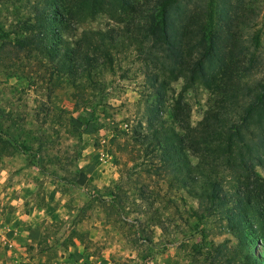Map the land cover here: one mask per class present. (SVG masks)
Instances as JSON below:
<instances>
[{"label":"rangeland","instance_id":"rangeland-1","mask_svg":"<svg viewBox=\"0 0 264 264\" xmlns=\"http://www.w3.org/2000/svg\"><path fill=\"white\" fill-rule=\"evenodd\" d=\"M42 1L0 0V221L25 224L31 239L14 253L0 236V264H245L239 232H228L217 209L169 182L157 157L137 143L144 105L156 95L129 39L97 47L89 80L55 72L38 52L16 48ZM229 1L236 13L248 12L241 41L250 78L259 79L264 0ZM126 21L100 14L70 24L56 33V48L83 32L122 31ZM181 86L179 79L167 89L165 117ZM210 98L201 84L183 93L192 127L212 111ZM255 173L264 178V169ZM257 241L252 248L264 261V238Z\"/></svg>","mask_w":264,"mask_h":264},{"label":"trees","instance_id":"trees-1","mask_svg":"<svg viewBox=\"0 0 264 264\" xmlns=\"http://www.w3.org/2000/svg\"><path fill=\"white\" fill-rule=\"evenodd\" d=\"M189 2L43 0L16 48L38 52L55 72L89 80L99 65L97 47L129 39L144 56L147 83L156 95L154 104L144 105L137 143L157 157L169 182L217 209L228 232H239L245 264H264L252 248L264 238V178L255 173L264 169V76L250 78L251 58L241 41L248 12L240 7L236 13L229 0ZM100 14L126 18V25L122 31L83 32L71 46L56 48V33ZM181 61L185 65L178 70ZM179 79L181 91L165 117L166 91ZM195 84L209 91L212 104L199 127L191 126L183 99Z\"/></svg>","mask_w":264,"mask_h":264},{"label":"crops","instance_id":"crops-1","mask_svg":"<svg viewBox=\"0 0 264 264\" xmlns=\"http://www.w3.org/2000/svg\"><path fill=\"white\" fill-rule=\"evenodd\" d=\"M22 193H25V192H22ZM23 199L24 198H19V200L16 202H15V199H12V201H10L11 203H8V208L6 209V211H8L9 213L13 212V210L15 209V204L21 203ZM18 205L19 204H17V206ZM26 227L27 226L25 224L23 226L22 225L15 226L13 224L2 223L0 221V236L6 238L9 241L11 240L12 242L11 241L10 242L12 243V246H14V249L8 250V252H12V251L14 252L17 249V246L22 243V241L31 242V239L27 238L28 231ZM31 232H33V230H31Z\"/></svg>","mask_w":264,"mask_h":264},{"label":"built area","instance_id":"built-area-1","mask_svg":"<svg viewBox=\"0 0 264 264\" xmlns=\"http://www.w3.org/2000/svg\"><path fill=\"white\" fill-rule=\"evenodd\" d=\"M1 244L4 248L8 250L12 249V243L4 237H1Z\"/></svg>","mask_w":264,"mask_h":264}]
</instances>
